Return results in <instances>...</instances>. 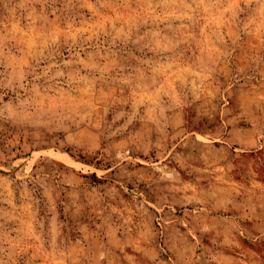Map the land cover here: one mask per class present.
Here are the masks:
<instances>
[{
  "label": "rangeland",
  "instance_id": "rangeland-1",
  "mask_svg": "<svg viewBox=\"0 0 264 264\" xmlns=\"http://www.w3.org/2000/svg\"><path fill=\"white\" fill-rule=\"evenodd\" d=\"M0 264H264V0H0Z\"/></svg>",
  "mask_w": 264,
  "mask_h": 264
}]
</instances>
